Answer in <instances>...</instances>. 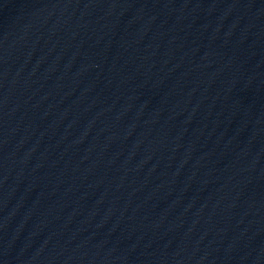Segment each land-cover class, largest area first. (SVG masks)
Instances as JSON below:
<instances>
[{
    "label": "water",
    "instance_id": "water-1",
    "mask_svg": "<svg viewBox=\"0 0 264 264\" xmlns=\"http://www.w3.org/2000/svg\"><path fill=\"white\" fill-rule=\"evenodd\" d=\"M0 264H264V0H0Z\"/></svg>",
    "mask_w": 264,
    "mask_h": 264
}]
</instances>
